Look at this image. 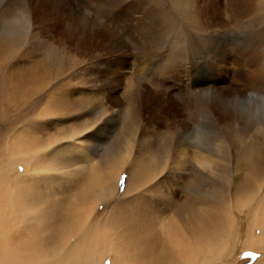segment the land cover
<instances>
[{"label": "rangeland", "instance_id": "1", "mask_svg": "<svg viewBox=\"0 0 264 264\" xmlns=\"http://www.w3.org/2000/svg\"><path fill=\"white\" fill-rule=\"evenodd\" d=\"M6 1L1 0V5ZM82 1L68 0V4L78 7L86 16L97 15L96 26L104 34L87 29L80 43V65L63 77L67 80L61 79L71 85L70 93H73L69 94L72 107L68 116H56L51 121L44 114L46 96H31L35 94L21 83L23 77L17 78L18 74L22 75V61L29 58L28 53L20 57L22 63L17 67L6 68L17 81L6 83V74L0 75V252L3 258L14 256L15 264H24L23 257L29 253L27 256H33L37 263L50 264L67 250L76 249L74 264H153L146 261L147 257H134L125 251L123 237L125 233L127 238L130 236L126 218L130 212L139 214L137 208L142 200L143 209L147 205L150 210L145 232L153 235L154 239L148 241L156 252L149 261L157 260L165 248L167 256L179 258L181 262L176 264H203L208 249L220 243L217 245L220 251H214L218 257H208L212 264H264V236L262 240L259 229L251 223L260 208L259 215L264 214V165L258 167L263 175L257 188L244 194L239 192L249 177L248 169L241 163V153L264 148V118L248 131L236 120L224 124L216 116L201 117L200 100L195 96V92L208 89L210 95L217 97L231 86L241 89L248 83L247 76L254 67L244 66L246 58L239 59L238 52L258 47V64L264 65V11L254 9L255 5L248 0H182L183 8L175 4L179 0ZM183 10L188 14L183 16ZM158 13L168 17L167 23ZM204 21L214 24L210 32ZM51 22L55 23V19ZM39 25L34 24L35 32ZM75 39L73 36L71 47L76 44ZM40 47L31 52L34 61L39 60L47 67L62 58L54 45L55 49L45 48L47 51ZM27 49L30 52V47ZM9 64L14 61L11 59ZM190 84L202 86L189 92ZM138 87L143 94L163 95L172 107V115L167 113V117L165 114L153 120L146 111L143 118L136 119L141 124L135 121L130 127L131 98H136L133 94L137 91H133ZM252 92L255 91L249 93ZM21 93L30 96L27 99L16 96ZM244 99L248 106L255 104L264 116V94H260V99ZM197 120L200 121L196 123ZM203 120L207 123L201 126ZM187 124L194 133H203L211 139L208 148L211 160L206 167L200 165L204 160L195 154L201 152L197 148H188L185 156L174 150L178 144L173 141L179 140L182 127ZM131 128H135L134 134ZM113 183L116 186L111 196H100ZM22 198L36 205L34 212L48 207L52 214L61 213L58 219L50 220V228L58 231L57 240L53 237L35 248L30 244L31 235L38 239L47 232L39 228L44 222L43 211L28 222L22 220L23 209L18 203ZM190 200L193 210L187 206ZM200 215L208 223H202ZM134 227L133 235L143 232L139 225ZM57 246L60 248L55 249ZM198 246L204 247L201 255L195 252L199 251Z\"/></svg>", "mask_w": 264, "mask_h": 264}, {"label": "bare ground", "instance_id": "2", "mask_svg": "<svg viewBox=\"0 0 264 264\" xmlns=\"http://www.w3.org/2000/svg\"><path fill=\"white\" fill-rule=\"evenodd\" d=\"M173 1L176 2V0H173ZM248 1L250 2V4L252 3V4L255 5L254 9L259 10V11L260 10L264 11V0H248ZM78 2L79 3H83L82 0H78ZM245 2H247V1H245ZM175 4L178 7L183 8L185 3L182 0H179ZM188 4L194 5V4H191V3H188ZM188 4H186V5H188ZM147 11L151 12L150 10H147ZM134 13H136V12H134ZM154 13H156V12H154ZM181 13H182L183 16L188 14V12L185 11V10H183ZM158 15H160V14L158 13ZM158 15H156V16H158ZM151 16H153V15H151ZM52 18L55 19V23L51 22ZM160 18H164V21L167 23V19H168L167 16L162 17L160 15ZM50 19H51V21H50ZM0 20L2 21V25L0 26V75L6 74V76H5L6 77L5 78V80H6L5 82L6 83H8L9 81L11 82L13 80L17 81V79L15 77L11 76L10 71H8L6 68L11 67V66L12 67L13 66L17 67L18 64L24 62V64H23L24 70L22 72V75L18 74L17 78L21 79V77H23V80H21V83L25 85V87H26L28 92L35 94V95H31V96H38V95L39 96L43 95V97L46 96L47 100H46V103H45L46 107L44 108V111H45L44 114L46 116H48L49 119L50 118L53 119L56 116H58V117L59 116L60 117H64L65 115L68 116V111L70 110V107H72V106H69V98H70L69 94H71L70 93L71 85L69 83H64L63 80H65L66 78H63V77L71 69L77 68L80 65L81 56H82V51L80 50V46H81L80 43H81V41L83 39V36L86 34L87 29H89L91 31V33L99 32L100 35L104 34V32L102 30H98V28H97L98 26H96V23L98 22L97 15H93V17H91V16H86L85 14H82L79 11L78 7H74V6H71L70 4H68V0H7L5 2V4H3V5H1V0H0ZM37 23H39L41 25H39L38 31L35 32L33 30L34 29L33 26H34V24H37ZM204 26H205V28H207L208 32H210V30L213 29L214 24L211 23V22L210 23L205 22ZM155 28H157V27L155 26ZM146 31H148V30L146 29ZM153 31H155L154 28H153ZM73 36H76L75 41H77V42H75L76 44L72 45V47H71L70 43H71V39L73 38ZM206 39H208V38H206ZM258 41H260V40H258ZM253 44H255V43H253ZM53 45L55 47H57V51L61 52L60 53L62 55L61 59H58L57 62H51L49 64V66H47V67L44 66L41 61H39V60L38 61H34L33 60L35 57H33V54L31 52H34V50L36 48L39 49V47L41 46L40 47L41 50H45V48L48 49V50L49 49H55V48H53ZM24 47L26 49L23 50L22 48H24ZM28 47H30V49H31L30 52H29V49H27ZM38 49H36V50L38 51ZM45 51H47V50H45ZM27 53L29 55V58L27 60L19 62L20 57H22V55L26 56ZM238 57H239V59L241 57L246 58L244 60V63H245L244 66L247 65L248 68L254 67V70L249 72V75L247 76V82L248 83H245L243 88L239 89L236 86H231V87H229L228 90H226L224 95L221 94L220 96H217V97L215 95L213 96V94L210 95V93L207 92L208 89H204V91H201L199 93L195 92V96L198 97L199 100H200V106L201 107H199V108H200V111L202 113L201 117H203V114H205L207 116H216L218 118V121L220 123H224V124H226V123H228V122H230L232 120H236L241 127H243L244 129H246L248 131H251L259 123V121L263 122L264 116L261 115L260 112L257 111L258 108L255 106V104H251L250 106H248L245 103L246 100L244 98L252 99V98L256 97V98L260 99V94H262V96H263V94H264V65L258 64V59H259L258 47L257 48L254 47V48H251V49H248V50H245V51L238 52ZM234 58H236V57H234ZM11 59L14 61V64H12V65L9 64ZM33 61H34V64L32 63ZM27 64H29V66H26ZM238 72H239V68L236 69V74ZM242 73H243V71H242ZM62 78H63V80L61 81ZM56 82L57 83H61V85H58V84L55 85ZM199 86H202V84L201 85L200 84H192V85L190 84V85H188V88H189L188 91L190 92L191 89H194L195 87L197 88ZM72 88H74V87H72ZM251 90L255 91V92H252V93L255 94V96H250L249 95L250 94L249 92ZM11 92H10V94L13 93V92L12 93ZM191 92H192V90H191ZM30 93L29 94L21 93V94H18L16 96H21L22 95V96H24L25 99H27V98H29ZM133 93H135V94H133ZM133 93H132L133 96H135L136 98H131L133 103H132V108L130 109V127L135 124V121H137L136 120L137 118H143L144 117V113L146 111L148 113H150L148 115L153 120L157 119V118L160 119V118H162V116L164 117V115L167 114V113L172 115V107L170 106L169 102H167L164 99L163 95H161V96L157 95L158 92L157 93L149 92L148 94H143L142 90L139 91V87H138V89L134 90ZM214 94H215V92H214ZM206 95H209V96H206ZM149 97H152V100H150ZM42 103H44V102H42ZM75 104H74V106H75ZM34 114H36V113H34ZM168 114L166 115V117L168 116ZM174 115H175V113H174ZM209 119H210V117H209ZM198 121H200V120H197L196 123H198ZM137 122H136L137 124H141V122L140 123H139V121H137ZM205 123H207V121L203 120V121L200 122V125L203 126V125H205ZM131 129H132L131 130V132H132L135 128H131ZM190 129H191V127L188 126V124L184 125V127H182L183 132L177 138L179 140L173 141L174 143L177 141L176 144H178L177 148L174 149V150H175V152L177 151L176 153L178 155L183 154L185 156L187 154L186 151H187L188 148H197V151H201V152H196L195 154L199 155L204 160L203 162H200V165L203 166V167H206V164L208 162H210V160H211V157H210V155H211L210 153L211 152L208 149L209 147H211V141H210L211 139L207 137L208 135L205 136V135H203V133H200L198 135V133H194L196 131H193V129H191L192 131H190ZM132 134H134V133L132 132ZM193 134H195V136H193ZM37 137H39V136H37ZM137 139H138V137H137ZM171 144L173 145V143H171ZM157 145H158V142H157ZM75 148H77V147H75ZM161 148H163V147L161 146ZM200 148H203V150H199ZM131 149H132V145L130 146V151H132ZM152 153H154V152H152ZM241 155L243 156L241 158V163H243L244 166L249 171V177L247 178V181L246 182L244 181L242 186H241V189H239V192L244 194L247 191L255 190V188H257L259 178L262 177V175H263V170L262 169L259 170L258 167H259V165L260 166L264 165V148L258 149V150H254V151L247 150L244 153H241ZM179 164H181V162H179ZM62 175H64V173ZM194 183H195V185L198 184L196 182H194ZM114 186H116L115 183L111 184V188L110 189L107 188L106 189L107 191H105V192L103 191V193L100 196H103V195H104V197L105 196L106 197L111 196V193L114 190V188H113ZM137 188L138 187H136V189ZM98 199H101V197L98 198ZM23 201H25L27 203L26 206L23 204ZM18 203H19V208L23 209V210H21V213H23L22 214L23 216L21 218H22L23 221H26V222L34 219L35 218L34 215H38L41 211H43L41 213H43L44 222L41 223V225H39V224L38 225H39V228L42 227V229H44V231H46L47 234L41 235L40 237L38 236L39 237L38 239L34 238L35 235H31L29 237V242L34 248L37 245H39V247H41L40 246L41 243H47L48 241L52 240L53 237L55 239L58 237V231L56 230V228L55 227H53L54 229L50 228L51 225H52L50 220L54 221L55 219H58L59 216L61 215L60 212H57L56 214H52L51 213V209L50 208L48 209V207L39 208V210H40L39 213L34 212L33 209H36V208H33V206H36V205H33L34 203L31 200L30 201H26V199L24 200L23 198L20 199ZM143 205H144V201L140 200L139 205H138L139 208H137L139 210V214L137 215L136 212H130V215H128L127 216L128 218H126V220L130 223V229H129V231H130V236L129 237L130 238L128 237L129 238L128 239L127 235L125 233V237L128 240L127 241L125 239V237H123L124 240H125V244L124 245L126 246L125 247L123 245V247L126 248L125 251H127V252L129 251L130 255L134 256V257H139L140 256V257H143V259H145L147 257L148 259L146 258V261L147 262H152L153 264H169L167 262H168V260H171V259H174L173 264H176L174 262L180 261L179 258H170L169 256H167V254L165 253L166 252L165 248H162V250H163L162 255L159 254L158 256H160V257H158L157 260L149 261V257H151V255H154V253H156V252L153 251L154 249H152V246L149 244V241H148L149 239H154V237H153V235L151 233L147 235V233H146L147 231L145 229L146 217H147V215L149 216V211L150 210L149 209L147 210V205H146L145 209H143V207H144ZM187 206L190 207L189 209H192L194 207L193 206V201L190 200L188 202ZM260 209H259V211H260ZM24 210H26V212H24ZM259 211H256L254 213L251 223L257 229H259V233H260L259 235L262 238L264 236V214H262L263 212H261V214L259 215ZM193 213L195 214V212H193ZM180 215L181 214H179V212H178V216H180ZM192 216H193V214H192ZM223 216H225V215H223ZM199 217H200V221L202 220L201 221L202 223L207 222L206 219L202 215H200ZM221 218L223 219V217H221ZM118 219H119V217H118ZM217 220H218V218H217ZM213 221H215V219ZM221 221H223L222 223L225 222L224 220H220V223H221ZM111 223H112V225H114L113 222H111ZM234 223H235V221H233V224ZM115 224H116V222H115ZM213 224L214 223H212L211 225H213ZM137 225H139V227L143 229V232L141 231L142 235L141 234L140 235H136V234L133 235V233L135 232V227L134 226H137ZM180 225H181V223H180ZM192 225H193V223H192ZM175 226L176 225H174V227ZM185 226H187V223H186ZM189 226L190 225H188V227ZM228 228H230V226ZM183 229H186V228L183 227ZM206 230L207 229H205V231ZM226 230H228V229H226ZM183 231H185V230H183ZM186 231H188V230H186ZM193 231L194 230H192V232ZM221 232H223V231H221ZM61 233H62V231H61ZM170 233H171V235H173V232H170ZM232 233H234V232H232ZM182 234H183V232H182ZM182 234H179V235H182ZM193 236H190V237H193ZM184 237H185V235L183 236V238ZM180 238L182 239V237H180ZM208 238H209V236H208ZM25 239H26V237H25ZM56 240L53 241V244H55ZM60 240H59V242H60ZM62 240H64V238ZM178 240H179V238H178ZM262 240H263V238H262ZM222 241H224V240H222ZM111 242H112V240H111ZM60 243H62V242H60ZM178 243H180V242H178ZM178 243H175V244H177L176 246L179 245ZM211 243L213 244V242H211ZM218 243H219V241H218ZM194 244H196V243L194 242ZM208 244L209 243L207 242V245L206 244L205 245L208 246ZM212 244H211V246H212ZM219 244H216V245L212 246L210 249H208L207 253H209V255L207 256V259L203 260V264H212V262H210L211 259H209V258L212 257V256L213 257L214 256L218 257L215 252L220 251L219 246H217ZM17 245H18V243H17ZM31 245H29V246L31 247ZM198 245H199V243H198ZM27 246L28 245H26V247ZM216 246H217V249H216ZM58 247L59 246H57L55 249H57ZM51 248H53V247H51ZM203 249H204V247L200 248L198 246V249H196V250H199V251L198 252L195 251V252L197 254L201 255L202 252H203ZM20 250H22V249H20ZM263 250H264V248H263ZM175 251H177V250L175 249ZM3 252H5V251H3ZM35 252H37V251H35ZM76 253H77L76 249H70L69 251L67 250L66 252L62 253V255H61V257H59L58 261H56L54 263H50V264H74V256H75ZM175 253H177V252H175ZM27 255L25 257H23L24 258V262L23 261L22 262L24 264H41V263H37L36 261H34L33 256H27ZM29 255H31V254H29ZM57 255H59V254H57ZM20 256L22 257V254ZM42 256H44V254ZM21 257H19V258H21ZM186 257H187V255H186ZM186 257H184V258H186ZM191 258H192V255H191ZM14 259H15L14 256L10 257L8 259H4L3 258V254L0 252V264H15ZM54 259H57V258H54ZM49 260H51V259H49ZM132 260H134V259H132ZM137 260H140V259H137ZM189 260L190 259H188V261ZM192 260H193V258H192ZM142 261H144V260H142ZM90 264H92V263H90ZM96 264H99V263L96 262Z\"/></svg>", "mask_w": 264, "mask_h": 264}, {"label": "clouds", "instance_id": "3", "mask_svg": "<svg viewBox=\"0 0 264 264\" xmlns=\"http://www.w3.org/2000/svg\"><path fill=\"white\" fill-rule=\"evenodd\" d=\"M250 96H255V94L254 93H250ZM257 111L259 112V109H257Z\"/></svg>", "mask_w": 264, "mask_h": 264}]
</instances>
